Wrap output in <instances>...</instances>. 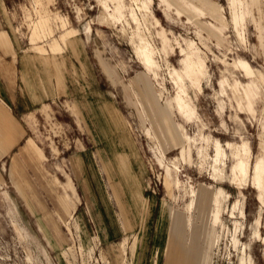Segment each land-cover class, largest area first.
Here are the masks:
<instances>
[{
    "label": "rangeland",
    "instance_id": "1",
    "mask_svg": "<svg viewBox=\"0 0 264 264\" xmlns=\"http://www.w3.org/2000/svg\"><path fill=\"white\" fill-rule=\"evenodd\" d=\"M0 29L54 72L0 149V264H264V0H0Z\"/></svg>",
    "mask_w": 264,
    "mask_h": 264
},
{
    "label": "crops",
    "instance_id": "2",
    "mask_svg": "<svg viewBox=\"0 0 264 264\" xmlns=\"http://www.w3.org/2000/svg\"><path fill=\"white\" fill-rule=\"evenodd\" d=\"M43 63L41 57L24 53L12 36L0 29V149L5 154L26 136L22 116L44 105L47 88L53 89L54 72L49 67L46 70ZM103 69L108 71L105 65ZM45 71L50 76L48 79ZM26 146L39 153L32 138L26 139L18 150Z\"/></svg>",
    "mask_w": 264,
    "mask_h": 264
},
{
    "label": "bare ground",
    "instance_id": "3",
    "mask_svg": "<svg viewBox=\"0 0 264 264\" xmlns=\"http://www.w3.org/2000/svg\"><path fill=\"white\" fill-rule=\"evenodd\" d=\"M143 41V40H142ZM141 44V43H140ZM139 46V45H138ZM140 49V47H139ZM138 50V49H137ZM139 52V51H138ZM137 52V53H138ZM153 51L150 49V47L147 45V42H144V44L141 46L140 52H139V56L144 57L145 59L149 58V55L152 54ZM137 55V54H136ZM217 151V150H216ZM219 151V150H218Z\"/></svg>",
    "mask_w": 264,
    "mask_h": 264
}]
</instances>
